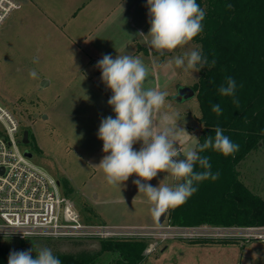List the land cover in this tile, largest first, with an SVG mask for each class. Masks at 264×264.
<instances>
[{"label":"rangeland","instance_id":"1","mask_svg":"<svg viewBox=\"0 0 264 264\" xmlns=\"http://www.w3.org/2000/svg\"><path fill=\"white\" fill-rule=\"evenodd\" d=\"M212 1L204 0L202 9L206 15L199 37H195L184 47L169 51L166 58L160 56V60L168 59L176 73V80L162 90L168 93L163 108L169 116L178 113L176 123L191 133L179 144L182 149L180 159L184 158V153L196 147L197 141L191 136L198 139L203 129L200 122L202 111L197 96L199 89L184 102H177L171 96L178 92L179 86L193 87L201 83L207 70L203 68L199 72H186L182 67L175 66L174 58L185 51L196 49L197 46L202 56L207 59L215 58L221 53L222 47L208 44L209 48H206L203 45L207 42V34L214 32L220 23L211 19L209 10L212 7L209 3ZM20 6L17 2V7L7 19L9 21L13 17L19 18L15 29L6 28L3 24L0 30V38L7 34L0 39V103L15 115L19 123V138L22 139L24 131L28 132L29 143L21 144V147L28 148L33 153L32 161L45 168L59 183H63L64 178L69 181L72 191L65 189L67 195L64 192L63 194L76 207L84 223L139 224L126 226H138L143 230L140 235L78 239L21 240L14 236L0 235V249L5 256H9L12 251H27L39 247L51 248L55 256L88 249L100 252L91 261L83 264H125L122 251L103 250L101 247L102 240H115L117 243L137 241L145 244L142 251L143 261L138 264H264V224L249 222L250 211L261 206V203H255L257 201L254 200H251L252 203L245 202L251 210L231 218L232 224L207 223V220L196 223L198 225L192 224L201 211H208L218 217L232 208L230 204L217 201L224 194L222 179L219 178L220 181L215 182L217 185L211 184L208 188L209 197L206 202H200L195 192L185 204L174 208L172 214L170 210L173 208L168 209L161 224L157 222L158 218L151 216L152 204L147 196L143 192L139 193L134 184L139 179L135 174L118 186L107 183L102 170L94 167L99 165L105 155L103 141L98 138L97 133L101 120L108 116L115 118V113L107 103L112 95L102 89L106 85L101 80V74L97 73L99 68H94V72L90 73L92 81L83 79L80 72L87 67L79 64L81 60L73 57L70 50L55 49L54 45H60V42L54 43L50 33L34 25L36 19L31 22L29 16L26 19L20 18V13L26 11L25 7ZM143 11L146 18L150 19L149 9L145 8ZM39 20L41 19H37ZM229 38L235 41V45H232L226 65L243 64L248 59L255 58L257 42L254 40V31L243 15L230 25ZM57 52H62L61 59L55 56ZM164 52L167 50L161 53ZM34 58H38V62H34ZM227 69L222 67L223 71ZM31 70L37 72L36 78L30 77ZM42 74H47L45 80L41 79L44 77ZM257 75L252 72L248 76L246 74L250 81L249 88L255 86V83L259 84L260 78ZM214 104L221 106L222 103L216 92H210L211 110ZM165 116L164 112L159 115L160 123L154 130L159 129L162 132L168 126ZM257 140V145L240 161L236 171L247 190L264 202V133ZM141 146L142 142H137L133 148L139 151ZM181 182L176 180L175 185ZM147 183L150 184V181ZM194 185L206 188L199 182ZM61 190L64 191V187ZM176 214L179 215L178 220L175 219ZM219 228L221 233L216 231ZM248 228L254 231H246ZM199 238H209L214 242H206V246L199 247L187 244L189 239ZM166 245L168 248L162 253Z\"/></svg>","mask_w":264,"mask_h":264},{"label":"clouds","instance_id":"2","mask_svg":"<svg viewBox=\"0 0 264 264\" xmlns=\"http://www.w3.org/2000/svg\"><path fill=\"white\" fill-rule=\"evenodd\" d=\"M147 6L151 25L147 34L151 37L148 43L157 51L184 47L203 30L202 21L206 13L197 0H147ZM138 35L146 37L143 32ZM34 62H38V58H34ZM208 63L207 57L199 51V46L174 58L176 67H182L186 72L192 70V73L199 72ZM96 66L101 69L102 82L113 93L107 103L112 107L115 118L108 116L100 122L97 135L103 141L105 155L99 165L94 167H99L107 183L113 186L121 185L135 174L139 179L134 184L139 193L143 192L151 202L153 217L159 218L168 209L184 204L197 191L194 186L196 182L209 177L213 180L218 178L219 173L213 175L210 171L208 157H201L200 153L212 149L229 156L239 150V145L217 126L214 137H206L202 144L191 136L197 141V146L184 153V158L180 159L181 152L172 139L176 134L175 129L166 127L163 132L154 130V115L165 106L168 93L157 88L145 89L144 84L149 76V68L145 63L138 56L118 55L113 59L111 55L105 54ZM29 75L36 78L37 72L31 70ZM236 87V81L228 77L218 91L221 96L232 97V103L238 107ZM212 111L220 115L221 106L214 104ZM178 118L179 114L173 113L166 115L164 120L175 124ZM137 142H142L139 151L133 148ZM197 163L205 171L195 172L194 165ZM160 172H166L182 182L169 186L163 180L158 187L147 183ZM33 251L36 253L35 258L32 257ZM116 255L119 256V253ZM8 264H61V261L51 248L39 247L10 252Z\"/></svg>","mask_w":264,"mask_h":264},{"label":"trees","instance_id":"3","mask_svg":"<svg viewBox=\"0 0 264 264\" xmlns=\"http://www.w3.org/2000/svg\"><path fill=\"white\" fill-rule=\"evenodd\" d=\"M197 3L201 8L205 4L204 0H197ZM209 4H211L212 7V9L209 10L211 19H216L220 23H218L214 32L207 34V38H205L207 42L203 45H205L206 48L209 44L222 47V49L221 53L215 58L210 57V59H208L209 63L204 67V70H207V74L204 76L205 79L192 87L194 90L199 89L197 96L202 111L200 122L203 129L198 139L202 144L206 137H214V129L218 126L224 130V135L228 136L234 143L239 145V150L229 156H224L212 149L200 153L201 157H208L212 174L215 175L219 173V176L218 179L215 180L209 177L199 182V184L206 188H200L199 185L198 187L194 185L197 188V197L200 199V202H206L207 197H209L208 188L211 187V184L217 185L215 182L220 181V178L223 182L222 186L224 185V194L218 197L217 201L226 203V205L230 204L232 208L228 209L229 211L223 216L218 217L216 214H210L208 211H201V213L197 214L192 224L195 225L204 220H207L205 221L207 223L216 222L217 224H232L230 222L231 218L251 210V207L247 206L245 202L252 203L251 200H254L257 201L255 203H261V206L253 208L250 211L251 218L249 222L262 225L264 224V202L247 190L240 181L236 168L248 152L257 145L258 136L264 133V0H213ZM227 5H231V7H227ZM240 15L246 18L250 24V28L254 31V40L257 42L256 59L252 57L253 59L250 58V60L248 59L243 64L236 63L234 65H226L225 62L227 57L231 54L232 45H235V41L229 38V27ZM196 37L199 36L197 35ZM210 41L212 43H209ZM207 53L210 54V52ZM212 61H215V63L212 64ZM223 66L228 69L223 71ZM249 72L257 73V77L260 78L258 81L259 84L255 83V86L252 88H249L250 81L247 80ZM228 77H232L236 81L237 87L235 96L239 100L238 107L232 103V97H225L219 94V87L225 84L226 78ZM251 79L252 76H250V80ZM210 92H216V96L219 97L222 103V113L220 115H217L210 109ZM194 171L199 173L205 171V169L201 168L197 163L194 165ZM60 185L64 187L63 192L65 195H67L65 189L69 190V192L72 191L69 181L66 178H64L63 183ZM170 211L172 214L175 209L173 208ZM177 215L178 214L175 215L176 220H178ZM203 216L206 218H203ZM189 240L190 242L187 241L188 243L214 242L209 238ZM101 247L103 250L116 249L122 251L125 264H138L142 262L144 258L142 251L145 248V244L138 243L137 241L117 243L115 240H102ZM99 252L100 251L81 249L67 254L59 253L57 257L60 259L61 264H83L91 261ZM35 256L36 253H33L32 257L35 258ZM8 258L9 256L6 257L3 250L0 249V264H8Z\"/></svg>","mask_w":264,"mask_h":264},{"label":"crops","instance_id":"4","mask_svg":"<svg viewBox=\"0 0 264 264\" xmlns=\"http://www.w3.org/2000/svg\"><path fill=\"white\" fill-rule=\"evenodd\" d=\"M25 7L24 12L20 13V18L29 16L33 24L43 28L50 33L55 49L70 50L73 57L81 60L83 68L80 76L83 79L91 80L90 73L94 72L97 62L103 55L109 54L115 59L118 55L138 56L149 68V76L145 81L144 87L165 89L170 82L176 80L174 68L170 65L166 56L169 51L161 53L150 47L148 41L151 39L147 34L150 31V19L146 18L143 9L148 8L147 0H15ZM10 16V15H9ZM8 16V18H9ZM7 18V19H8ZM5 20L3 23L6 28L15 29L17 24L16 17ZM37 19H41L37 21ZM7 22V23H6ZM39 22V23H38ZM2 30V27L0 28ZM143 32L146 37H141L138 33ZM4 34L2 37H6ZM0 38V39H1ZM53 47V48H54ZM64 47V48H63ZM62 51V50H61ZM54 55V54H53ZM165 56L160 60V56ZM61 59L62 52L55 53ZM63 57V56H62ZM168 61V62H167ZM91 68V70H90ZM101 74V69L97 71ZM99 74V75H100ZM41 79L47 78V74ZM50 81V80H48ZM111 95L110 89L105 86ZM169 116L164 108L154 115V124L159 126L161 113ZM158 116V117H157ZM157 117V119L155 118ZM175 129V140L177 146L191 134L185 127L167 123ZM167 126V127H168ZM183 129L184 131H181ZM165 128L162 129V132ZM156 132H161L159 129ZM189 135H188V134ZM103 147V146H102ZM182 151V150H181ZM164 180V181H163ZM175 186L176 180L166 172L158 173L157 177L150 181L154 187H158L160 182ZM62 188V187H61ZM63 190V189H62ZM152 216V214H151ZM118 225H139V224H118ZM193 247L206 246L205 243H187ZM236 244H232L235 246ZM168 248L166 245L162 253ZM160 253V255L162 254ZM159 257V256H158Z\"/></svg>","mask_w":264,"mask_h":264},{"label":"built area","instance_id":"5","mask_svg":"<svg viewBox=\"0 0 264 264\" xmlns=\"http://www.w3.org/2000/svg\"><path fill=\"white\" fill-rule=\"evenodd\" d=\"M16 7L15 0H0V28ZM18 134L15 115L0 103V235L21 240L140 235L138 226L84 223L59 181L24 154Z\"/></svg>","mask_w":264,"mask_h":264},{"label":"water","instance_id":"6","mask_svg":"<svg viewBox=\"0 0 264 264\" xmlns=\"http://www.w3.org/2000/svg\"><path fill=\"white\" fill-rule=\"evenodd\" d=\"M46 84V83H45ZM195 95V90L187 85H182L178 87V92L175 95H172L171 98L177 102H184L185 100L193 97ZM19 143L27 145L29 143L28 139V132L24 131L22 139L19 140ZM24 154L29 158L33 157V153L28 149H24ZM167 215V211L162 214L158 219L157 222L161 224Z\"/></svg>","mask_w":264,"mask_h":264}]
</instances>
